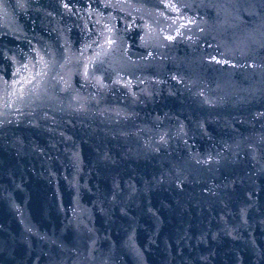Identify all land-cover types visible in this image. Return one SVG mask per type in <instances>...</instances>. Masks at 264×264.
<instances>
[{"label":"water","instance_id":"1","mask_svg":"<svg viewBox=\"0 0 264 264\" xmlns=\"http://www.w3.org/2000/svg\"><path fill=\"white\" fill-rule=\"evenodd\" d=\"M0 248L264 264V0H0Z\"/></svg>","mask_w":264,"mask_h":264}]
</instances>
